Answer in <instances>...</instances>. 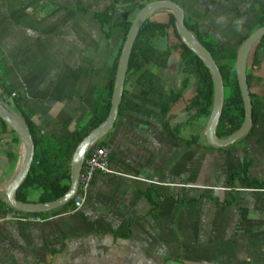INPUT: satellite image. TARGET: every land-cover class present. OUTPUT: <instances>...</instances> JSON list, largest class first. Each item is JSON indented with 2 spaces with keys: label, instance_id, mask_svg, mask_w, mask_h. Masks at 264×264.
<instances>
[{
  "label": "crops",
  "instance_id": "0c3cea01",
  "mask_svg": "<svg viewBox=\"0 0 264 264\" xmlns=\"http://www.w3.org/2000/svg\"><path fill=\"white\" fill-rule=\"evenodd\" d=\"M152 1L0 0V99L10 87L37 130L58 143L91 128L95 90L107 93L105 72L125 41L122 23ZM171 1L218 50L237 52L264 14V0ZM110 7L112 27L103 28L99 14ZM169 13L151 19L166 22ZM175 43L172 34L158 40ZM153 73L157 94L129 78L122 111L96 142L107 148L112 173L93 174L78 210L28 216L0 207V264H264V187L229 180L246 167L248 182H264V55L250 71L257 128L220 149L206 143L205 120L173 134L192 90L179 99L169 81L180 75ZM22 161L21 140L0 126V191Z\"/></svg>",
  "mask_w": 264,
  "mask_h": 264
},
{
  "label": "trees",
  "instance_id": "16d2710c",
  "mask_svg": "<svg viewBox=\"0 0 264 264\" xmlns=\"http://www.w3.org/2000/svg\"><path fill=\"white\" fill-rule=\"evenodd\" d=\"M143 6L144 4L138 5V10ZM99 17L101 18L103 28L112 27V7L100 13ZM151 17L143 23L134 42L128 63L124 93L122 102L119 106L118 115L122 111V106L124 105L123 102L126 96L125 87L130 77L137 76L136 83L141 87H144L146 84H151L152 93L157 94L161 79L153 73V69L165 70L168 75L171 74L169 73L170 71L175 70L176 73L180 75V81L178 84L177 80L173 79L169 82L173 91L179 96V99L184 98V94L187 90H192V96L185 103L184 121L172 130L173 134L177 135L186 127L194 126L202 120L207 121L213 105V82L207 67L184 43L181 42L176 31V18L174 14L169 13V19L166 22H158L152 20ZM185 24L189 31L195 35L200 44L212 55L220 69L224 83L225 102L217 126V136L219 138H225L237 131L244 121V105L236 77L235 62L237 52L229 49L218 50L217 43L214 40L200 35L193 27L189 26L187 23ZM130 25L131 22L127 20H124L122 23L125 36L128 33ZM259 26H264V14ZM170 30H172L171 33H169ZM169 34H172L177 43L172 46H159L158 40L166 39ZM263 55L264 36L256 44L249 58L247 67L249 91L251 88L250 71L256 69ZM171 57L175 58L174 62H171ZM118 59L119 57L115 59L112 67L107 70L104 75L108 79V87L106 88L107 93L100 97L98 93L100 90H95L94 98L97 106L94 113L96 121L94 126L91 128H87L86 126L76 131L63 143H58L53 136L41 134L32 120V114L26 107L27 104L24 102V99L17 93H13L10 87L7 86L3 88L0 103L5 104L27 124L35 145V154L30 171L17 190L16 199L18 202L49 203L59 199L68 191L70 185L69 161L75 147L90 131L104 122L108 116ZM13 94L15 95L13 96ZM250 97L253 113L251 129L246 136L234 144H238L247 139L257 128L259 115L261 114V104L259 98L254 94L250 93ZM0 126L8 128V125L1 118ZM12 132L16 134L14 131ZM95 147L105 146L95 143L88 149L85 156ZM229 180L231 181V185L234 184L235 180H239L242 184L245 183L248 186L264 187V182H248L246 167L242 172L231 171ZM35 194H38L37 198H34ZM80 194L81 190L78 189L77 196ZM75 199L76 196L61 208L72 209ZM1 206L7 207L0 197V207ZM25 214L28 216H37L41 215L42 212Z\"/></svg>",
  "mask_w": 264,
  "mask_h": 264
},
{
  "label": "water",
  "instance_id": "95a60500",
  "mask_svg": "<svg viewBox=\"0 0 264 264\" xmlns=\"http://www.w3.org/2000/svg\"><path fill=\"white\" fill-rule=\"evenodd\" d=\"M167 11L176 18L175 27L182 43L190 49L207 67L210 72L214 98L211 112L206 122V143L214 148H224L246 136L252 126V103L247 83V67L252 50L264 36V26L257 28L241 44L236 56V77L244 105V121L240 128L225 138L217 136V126L225 102V90L223 78L219 67L212 55L200 44L195 35L189 31L184 21L183 9L171 0H157L146 3L136 13L128 33L125 37L121 53L117 63L114 86L111 98V106L107 118L96 128L90 131L76 146L70 161V185L68 191L59 199L49 203H20L16 199L18 188L27 177L35 154V145L27 124L5 105L0 103V118L8 127L16 133L23 145V161L19 171L7 185L4 191H0V197L6 206L20 213H41L59 209L72 200L79 188V176L83 161L88 149L100 138L109 133L115 124L119 106L122 102L128 63L132 53L134 42L143 23L153 14Z\"/></svg>",
  "mask_w": 264,
  "mask_h": 264
},
{
  "label": "built area",
  "instance_id": "2783aa9c",
  "mask_svg": "<svg viewBox=\"0 0 264 264\" xmlns=\"http://www.w3.org/2000/svg\"><path fill=\"white\" fill-rule=\"evenodd\" d=\"M15 94H13L14 96ZM95 172H102V173H112L109 168L108 162V150L106 147H95L90 151V153L85 156L82 170L79 176V188L81 190V194L77 196L74 202L73 210L76 211L80 208L83 202V194L87 189V186L92 179V176ZM28 220L30 221H40L37 217H31Z\"/></svg>",
  "mask_w": 264,
  "mask_h": 264
},
{
  "label": "flooded vegetation",
  "instance_id": "af4514ba",
  "mask_svg": "<svg viewBox=\"0 0 264 264\" xmlns=\"http://www.w3.org/2000/svg\"><path fill=\"white\" fill-rule=\"evenodd\" d=\"M175 60H174V58L173 57H171V62H174ZM163 71H165V70H163ZM167 73V72H166ZM169 73H175L176 74V71L175 70H172V71H170Z\"/></svg>",
  "mask_w": 264,
  "mask_h": 264
},
{
  "label": "rangeland",
  "instance_id": "374dc122",
  "mask_svg": "<svg viewBox=\"0 0 264 264\" xmlns=\"http://www.w3.org/2000/svg\"><path fill=\"white\" fill-rule=\"evenodd\" d=\"M35 196H38V194H35Z\"/></svg>",
  "mask_w": 264,
  "mask_h": 264
}]
</instances>
